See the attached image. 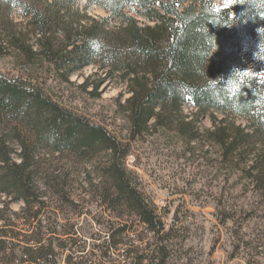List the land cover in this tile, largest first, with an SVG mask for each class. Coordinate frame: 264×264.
Masks as SVG:
<instances>
[{"label":"trees","instance_id":"1","mask_svg":"<svg viewBox=\"0 0 264 264\" xmlns=\"http://www.w3.org/2000/svg\"><path fill=\"white\" fill-rule=\"evenodd\" d=\"M75 4L0 0V56L11 53L37 75L69 83L71 73L90 64L120 73L130 93L120 105L129 140L61 105L38 76L0 71V194L8 198L6 207L23 203L19 215L31 226L23 246L5 240L22 235L12 228L18 213L6 208L7 218L0 215V259L3 264H57V255L68 251V263L84 252L85 259L76 264H112V253L127 245L123 252L134 258L132 264H169L176 252L173 230L125 165L130 141L153 128L172 131L187 144L203 138L219 147L222 162L237 165L264 188V70L259 78L249 74L242 57L246 36L255 35L264 48V0H238L224 12L214 11L223 4L213 0H87L108 13L100 18ZM111 19L118 24L109 27ZM188 103L195 108L190 114L183 110ZM203 116L211 126L201 130ZM42 151H68L81 160L105 154L95 192L119 220L123 212L133 213L151 236L145 247L126 238L133 224L106 221L102 229L109 237L85 252L76 223L59 224L46 211V189L61 202L69 197L64 198L65 182H38ZM74 204L78 217L84 212L78 210L79 200ZM85 235L94 234L88 229Z\"/></svg>","mask_w":264,"mask_h":264},{"label":"rangeland","instance_id":"2","mask_svg":"<svg viewBox=\"0 0 264 264\" xmlns=\"http://www.w3.org/2000/svg\"><path fill=\"white\" fill-rule=\"evenodd\" d=\"M213 1L218 5L225 2ZM75 2L76 6L85 9L92 17L108 15L102 8L88 6L87 0ZM140 21L144 22V19L140 18ZM117 24L113 19L109 21V27ZM242 54L246 71L261 77L264 70V48L255 35L245 37ZM21 65L11 53L0 56L1 72L38 76L43 87L61 105L105 126L118 138L129 140L128 119L120 105L130 93L120 73L109 74L98 63L90 64L71 73L69 83L48 75L39 76L35 70ZM82 84L86 85L85 89L81 87ZM183 110L190 114L195 108L188 103L183 106ZM216 115L220 116L219 113ZM236 121L244 123L239 118ZM198 124L201 130L211 126L206 116ZM130 144L131 150L125 165L137 176L145 196L156 205L166 228L173 230L172 242L176 252L169 264H264V188L246 177L244 172L236 170L237 165L222 162L216 144L203 138L187 144L172 131L164 132L154 128L131 140ZM105 160L103 153L93 160H81L68 151H42L38 160V182L40 185H44V182H65L63 189L68 195L64 198L69 197L66 202H61L60 195L46 189L49 191L45 195L49 205L46 211L57 217L58 222L60 218L66 224L71 220L77 221L79 225L88 223L93 226L95 223L92 230L99 229V224L104 227L106 221L129 222L133 227L126 232V238L130 239L129 243L144 248L151 236L133 213L125 211L122 213L124 218L119 220L118 213L101 204V195L95 192L93 185L101 182L100 168ZM242 166L244 163H239L238 167ZM76 200H79L78 210L84 212L78 217L74 216L77 211L74 207ZM6 201L8 198L0 194V208L3 209L0 215L7 218V207L17 212L18 215L11 219L14 222L12 228L22 235L5 237V240L23 246L27 238L24 236L31 233L30 224L25 223L27 221L19 215L23 203L11 202L6 207ZM2 225L1 220L0 228ZM102 231L105 232L104 229ZM92 232L97 236H94L91 244L103 241L104 234ZM139 235L144 239L139 240ZM77 238L79 240L81 236L77 235ZM127 247H117L119 249L111 255L112 264L134 262V258L123 252ZM81 254L84 253L76 252L71 263H67L66 251L59 253L56 258L60 264L62 258H65L67 264H76L85 259ZM4 262V259H0V264Z\"/></svg>","mask_w":264,"mask_h":264},{"label":"built area","instance_id":"3","mask_svg":"<svg viewBox=\"0 0 264 264\" xmlns=\"http://www.w3.org/2000/svg\"><path fill=\"white\" fill-rule=\"evenodd\" d=\"M90 220L92 221V219L90 218ZM75 223H76V225H75V229H76V232H77V235H79V236H81V239H79V240H81L82 241V243L83 244H81L83 247H85L86 248V250H85V252L86 251H89V250H92V248L95 246V245H99V244H102L104 241H105V238H107V237H109L108 236V233L105 231V232H103L102 230V227H101V225L99 224L98 225V228L99 229H97V230H92V229H94V228H92L93 226H95L94 224L95 223H93V226H92V224H88V223H84V224H77V221H75V220H73ZM59 224H65V222H61V220H60V218H59ZM102 230H101V229ZM88 229H89V231L92 233V234H94L92 231H98L99 233H101V234H104V236H103V241H101V242H97V243H92L91 244V240L93 239V238H95L94 236H97V234H94L92 237H89L88 235H85V236H82L83 234H85V232H87L88 231ZM84 240H90L89 242H84ZM96 241H99V240H96ZM81 243V242H80ZM94 251H95V253H97V249L95 248L94 249ZM66 252H68V251H66ZM82 253H84V252H82ZM114 253H112V255H113ZM82 255V254H81ZM75 258V257H74ZM95 258H93V260H94ZM92 260V261H93ZM56 261H57V264H60L59 263V260H57L56 259ZM61 261H62V264H67L66 263V261H65V258H62L61 259Z\"/></svg>","mask_w":264,"mask_h":264},{"label":"snow or ice","instance_id":"4","mask_svg":"<svg viewBox=\"0 0 264 264\" xmlns=\"http://www.w3.org/2000/svg\"><path fill=\"white\" fill-rule=\"evenodd\" d=\"M238 0H225L223 6L221 8H217L214 11L216 12H224V10H229L231 9L232 5L236 4ZM234 13L229 12V17H233ZM244 75H248V73H244Z\"/></svg>","mask_w":264,"mask_h":264}]
</instances>
